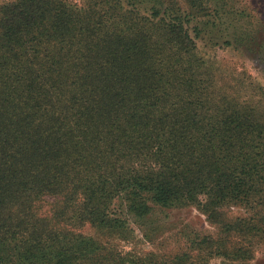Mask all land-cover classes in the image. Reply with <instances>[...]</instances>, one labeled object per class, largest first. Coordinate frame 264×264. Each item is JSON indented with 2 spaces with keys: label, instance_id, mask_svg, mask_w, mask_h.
I'll return each mask as SVG.
<instances>
[{
  "label": "trees",
  "instance_id": "1",
  "mask_svg": "<svg viewBox=\"0 0 264 264\" xmlns=\"http://www.w3.org/2000/svg\"><path fill=\"white\" fill-rule=\"evenodd\" d=\"M119 5L0 8V264H166L78 232L129 239L126 216L157 207H195L216 229L167 264L252 259L264 113L203 76L181 21L140 27Z\"/></svg>",
  "mask_w": 264,
  "mask_h": 264
},
{
  "label": "rangeland",
  "instance_id": "2",
  "mask_svg": "<svg viewBox=\"0 0 264 264\" xmlns=\"http://www.w3.org/2000/svg\"><path fill=\"white\" fill-rule=\"evenodd\" d=\"M15 1L0 0V8ZM63 1L67 6L85 9L96 0ZM108 1L119 2L122 12L133 14L140 27L148 28L161 18L181 21L196 44L195 58L202 65L203 76L229 94L256 104L264 113V0ZM56 204L54 198H47L42 208L49 214ZM120 206L117 201L114 208L119 211ZM234 213L241 214L239 210ZM126 217L133 231L129 239H120L90 224L80 227L78 232L116 246L122 253L134 250L135 257L158 255L154 261L166 264L173 261V254L192 247L204 236L216 235V229L195 207H157L146 218ZM247 242L253 244L252 259L218 256L209 264H264V241L250 238Z\"/></svg>",
  "mask_w": 264,
  "mask_h": 264
}]
</instances>
